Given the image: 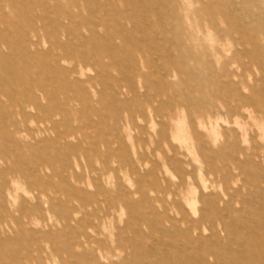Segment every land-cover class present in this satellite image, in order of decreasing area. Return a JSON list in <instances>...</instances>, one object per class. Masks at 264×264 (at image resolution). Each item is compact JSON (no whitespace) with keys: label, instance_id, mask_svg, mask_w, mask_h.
I'll list each match as a JSON object with an SVG mask.
<instances>
[{"label":"rangeland","instance_id":"374dc122","mask_svg":"<svg viewBox=\"0 0 264 264\" xmlns=\"http://www.w3.org/2000/svg\"><path fill=\"white\" fill-rule=\"evenodd\" d=\"M263 211L264 0H0V264H153L193 226L249 264Z\"/></svg>","mask_w":264,"mask_h":264},{"label":"bare ground","instance_id":"6f19581e","mask_svg":"<svg viewBox=\"0 0 264 264\" xmlns=\"http://www.w3.org/2000/svg\"><path fill=\"white\" fill-rule=\"evenodd\" d=\"M178 193H179V190H178ZM231 202H232L231 199H229L228 201L222 202V199L220 198L218 200V203L212 206L213 209L215 210L216 216H218L221 219V217L223 216L224 210L231 207ZM221 204H223V206H221ZM194 205L196 206V204H194ZM248 211H249L250 217L254 219L253 211L249 210V209H248ZM181 213L184 214V212H181ZM196 217H197V215H196ZM262 218L264 219V216H262ZM198 230H199V226H193L192 228L187 230V238H186L187 241H186V243L183 242V245L180 248H178L177 250H174V248H175L173 245L174 242L172 241L173 243H170L171 246L173 247V248H171V251L168 250L169 248L167 249L169 252H166V253L163 252V250H162V252L158 255V259L153 261V264H208L207 262H205L203 260L201 252L199 253V251H195V249H197L196 248L197 240L195 241V238L193 236V234H194L193 232H196ZM212 230L215 234L216 228H213ZM221 230L223 232H225L227 235L234 234V231L228 230L224 227H222ZM217 237H218V239L216 241L215 248L217 251L219 250L218 252H221L220 248H222V250H223L224 247L222 246L223 244H222V241L219 239V236H217ZM162 244L164 246H168L169 243H167L166 241H163ZM241 245H244V248L249 249L247 254H246V258H248L249 264L264 263V221H263V224L261 225V227H259L257 229H255L253 226H250L248 236H247L246 240L242 242ZM258 252L261 255H259Z\"/></svg>","mask_w":264,"mask_h":264}]
</instances>
